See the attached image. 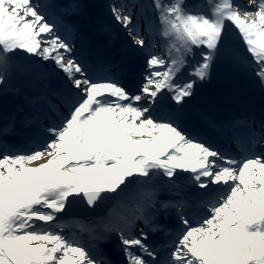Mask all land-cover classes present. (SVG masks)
<instances>
[{
	"label": "snow or ice",
	"instance_id": "obj_1",
	"mask_svg": "<svg viewBox=\"0 0 264 264\" xmlns=\"http://www.w3.org/2000/svg\"><path fill=\"white\" fill-rule=\"evenodd\" d=\"M109 7L143 53L131 86L78 59L74 42L59 34L40 5L0 0V85L19 71L47 90L38 102L59 113L30 151L0 153V264H111L64 234L62 218L76 201L107 208L105 217L93 218L105 221L95 239L114 235L123 264H264V113L225 124L238 144L244 140L238 158L181 126L197 83L229 55L222 52L229 27L264 89V0H206L193 8L184 0H151L158 21L155 27L146 22L151 41L136 23V0ZM66 30L73 33L76 25ZM18 53L27 63L10 70ZM42 62L63 75L53 81ZM128 71L135 77L137 69ZM161 175L173 188L184 183L195 191L185 200L158 202L151 185ZM134 188L140 192L131 196ZM121 207L131 210L118 212ZM168 210L176 212L179 230L164 247H154L145 227L165 232L157 216Z\"/></svg>",
	"mask_w": 264,
	"mask_h": 264
},
{
	"label": "bare ground",
	"instance_id": "obj_2",
	"mask_svg": "<svg viewBox=\"0 0 264 264\" xmlns=\"http://www.w3.org/2000/svg\"><path fill=\"white\" fill-rule=\"evenodd\" d=\"M46 0H35V2H33L34 4H39L40 2H43ZM70 1V0H68ZM81 1V0H80ZM114 1H119V0H112V2ZM144 3H142V5L149 11L153 10L151 7V0H143ZM196 1V0H195ZM201 1V0H198ZM108 2V0L106 1V3ZM199 6V2L196 5L191 6L190 8ZM83 7V6H82ZM81 8V3L79 1L77 2H71L68 9L69 11L75 13L78 11V9ZM89 10V9H86ZM96 13L92 10L86 11V19L88 22V25L90 27V34H84L81 35V45L84 47V52L87 55H93V57L97 60L102 56V51L99 52H93L90 48H89V40L91 39V37L95 34L96 31V25H95V21L96 19ZM101 18V20H103L104 22L106 21V17L103 15L98 14ZM139 14H137L136 20L139 21ZM151 22H153V24H156L154 20H150ZM230 29L227 30V32L225 33L224 36V40H223V44L222 47L224 48H231L233 50H236L233 48V44H234V36L238 35V33L236 32V30L232 27H229ZM124 30V29H123ZM153 38V37H152ZM113 40H115V42L119 43H123V44H127L128 42L131 41V39L128 37V35H124L123 33H117V35L115 36V38L113 37ZM157 40V38H156ZM158 41V40H157ZM133 45V43H132ZM240 45H242L243 51L245 50V46L243 45V43L241 42ZM112 46L114 47V45L112 44ZM134 46V45H133ZM247 58H249L251 60V57L246 53ZM17 56H26V54H17ZM248 59V61H250ZM28 57L26 56L25 60H17L14 62H9V69L12 70L14 68H19L21 66H23L24 64L27 63ZM12 76L15 77V79H17L18 77L21 78L20 82H15L12 78V81H9L10 85H8V87L6 88L7 90H3L5 89L4 87L0 88V107H3L4 110L5 109H20L21 105L16 104L15 102H13L15 95L18 92V86L22 87L25 85H29V83L31 82V80H29L25 75L21 74H14V72H11V75H9V77L7 78V80H9ZM199 83V82H198ZM197 83V85H198ZM197 85L195 88V92L197 90ZM195 94V93H194ZM193 97L188 98V103H190L192 101ZM167 105L168 102L164 101L163 104L161 105V108L166 110L167 109ZM3 109H0V114L2 113ZM9 111V110H7ZM5 115V114H4ZM44 160H40L37 162H33L31 165L28 166H36L38 163H43ZM167 177H162V176H158L155 177L152 181V185L151 187L154 188L156 192L159 191V189H161V187H165L166 183L164 182V180H166ZM177 194H182V196H184L186 193L190 192V194L192 195V193L195 191L193 190L190 186H188L187 184L184 183H180L179 186L177 187ZM140 192V190L138 188H135L133 190V192L130 193L131 196H136L138 195ZM156 198V197H155ZM121 212V211H119ZM106 215V214H105ZM105 215L101 216V217H97V218H102L105 217ZM105 221L103 219H96L95 221H93V218H86V219H69V220H62V224L65 225L63 226V231L64 230H70L71 226H75V225H91L93 228H100L103 230V226H104ZM59 231V229H57ZM87 235H89V232L86 230ZM65 234V233H64ZM71 235V234H70ZM70 238V237H69ZM72 239V238H71ZM74 239V238H73ZM77 240V239H76ZM104 243H106L107 245H111L112 243L109 241V239H106L103 241ZM117 248L116 250L118 252L120 245L117 244L116 245ZM96 250L98 249L97 247L95 248Z\"/></svg>",
	"mask_w": 264,
	"mask_h": 264
},
{
	"label": "water",
	"instance_id": "obj_3",
	"mask_svg": "<svg viewBox=\"0 0 264 264\" xmlns=\"http://www.w3.org/2000/svg\"><path fill=\"white\" fill-rule=\"evenodd\" d=\"M106 210L105 207L97 208L95 210L87 208L86 204L82 201H76L66 211L65 215L69 214H76L79 213L82 216L88 215V214H101Z\"/></svg>",
	"mask_w": 264,
	"mask_h": 264
},
{
	"label": "rangeland",
	"instance_id": "obj_4",
	"mask_svg": "<svg viewBox=\"0 0 264 264\" xmlns=\"http://www.w3.org/2000/svg\"><path fill=\"white\" fill-rule=\"evenodd\" d=\"M128 1V0H127ZM185 1V0H184ZM32 2H35V0H32ZM36 4V3H35ZM42 4L43 3H40V4H38V5H40L41 6V8H40V10L41 9H44V5L42 6ZM117 4H119V3H117ZM253 10H255V7H253ZM138 27H139V25H138ZM27 56V55H26ZM15 58H16V56L15 57H13L11 60H10V63L11 62H13L14 60H15ZM43 64H45L46 65V63H48V65H51V66H53V64H50L49 62H42ZM15 69V68H14ZM14 72V74H15V71H13ZM12 78H13V76L9 79V80H7V82L5 83V84H3L2 85V87H8V85L10 84L9 83V81H12ZM0 88H1V85H0ZM3 89V90H7V89ZM135 189V188H134ZM133 189V190H134ZM133 192V191H132ZM117 210H119V211H121V213H123L124 211H126L127 210V207H121V208H117ZM71 229H73V228H71Z\"/></svg>",
	"mask_w": 264,
	"mask_h": 264
}]
</instances>
